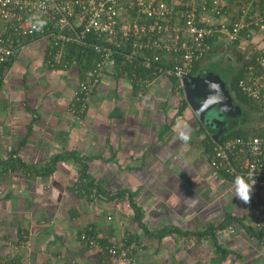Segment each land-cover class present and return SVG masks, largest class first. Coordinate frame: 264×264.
<instances>
[{"label": "crops", "instance_id": "crops-1", "mask_svg": "<svg viewBox=\"0 0 264 264\" xmlns=\"http://www.w3.org/2000/svg\"><path fill=\"white\" fill-rule=\"evenodd\" d=\"M219 43L196 74L218 59ZM45 47V40H31L0 70V262L97 264L100 251L78 238L89 228L102 246L127 249L132 264H264L263 239L244 229L255 210L208 168L213 139L184 88L160 76L136 89L107 69L71 111L81 77L76 63L47 68ZM79 63L87 65L85 57ZM229 80L221 81L232 92ZM249 112L236 125L247 128ZM184 124L187 143L179 138ZM83 180L92 184L89 193L80 188ZM227 215L241 222L215 229V239L203 234ZM218 248L229 251L222 260Z\"/></svg>", "mask_w": 264, "mask_h": 264}, {"label": "built area", "instance_id": "built-area-1", "mask_svg": "<svg viewBox=\"0 0 264 264\" xmlns=\"http://www.w3.org/2000/svg\"><path fill=\"white\" fill-rule=\"evenodd\" d=\"M249 9L243 4L235 12L226 11L221 0H0V66L37 39L46 41L45 62L49 68L67 67L68 61L62 58L67 43L74 42L97 53L93 67L83 70L70 95L71 111L78 105L82 107L107 69L127 76L136 89L149 87L160 76L174 78V87L182 89L193 64L210 51L218 38L226 44L237 41L242 61L250 58L252 49L261 51L258 45H251L249 19L259 30H264V24L259 13H250ZM33 16L46 22L40 30L33 29ZM245 27L249 31L241 38L240 31ZM65 28L68 33L63 32ZM87 33L93 36L87 38ZM255 61L257 64L242 70L236 87L259 104L256 111L262 116L258 117L261 124L264 57L258 55ZM206 160L214 173L228 174L234 180L243 175L249 183L255 181L251 192L255 215L250 225L264 230V217L257 215V211H264V135H236L213 141ZM228 231H232L230 226ZM78 238L85 246L100 251L97 264L133 263L127 249L116 243L102 246L89 228L81 231Z\"/></svg>", "mask_w": 264, "mask_h": 264}, {"label": "trees", "instance_id": "trees-1", "mask_svg": "<svg viewBox=\"0 0 264 264\" xmlns=\"http://www.w3.org/2000/svg\"><path fill=\"white\" fill-rule=\"evenodd\" d=\"M237 1L239 2V0H237ZM247 1L248 0H240L239 3L241 4V3L244 2V3L247 4L248 3ZM235 3H236V1H235ZM232 4H234V1L233 2H229V4H225L224 5V7L226 8V11H229V10L232 11V8H233ZM249 8H250L249 9L250 13H255V12L259 13V15L261 16V21L260 22H262L264 24V0H256V2L254 0L253 6L250 7V4H249ZM68 19L72 22V18L71 17L68 18ZM249 20H250V24H249L248 28H251L252 29V33H253L250 36V40H251L250 42L253 43L255 41L254 40L255 33L258 32L259 29L257 30V28L255 27L253 19H249ZM75 28L78 29L77 26ZM248 28L245 27V28H243V30L240 31L241 38L246 36L247 31H249ZM53 29L55 30V28L52 27V30ZM261 31H262V34H264V30H261ZM63 32L64 33H68L69 30H67L65 28V30H63ZM91 36H93V35H91ZM91 36H89V33L86 34L87 38H90ZM220 41H223L225 43L224 39H222V38L220 39ZM237 43H238L237 41L233 42V43H230V44H226L225 43V46L229 45V46L232 47V49L234 51L236 50L238 52L236 60L241 62V65L238 67V69L235 72H231V75H229L230 76L229 77V79H230L229 80L230 81V90L233 92V95L231 96V100H232L233 104L240 109L241 113H242V107L244 106V107L250 108L249 110L251 112L254 111L255 112V116H257V118L258 117L262 118V116H260L257 113V111H256L257 110L256 108L259 107V104L257 105L251 99L243 96L239 92L238 88L236 87V81L241 76L242 70H246L247 69V65H249V64H252V65L257 64V62L255 61L256 56L262 55L264 57V36L259 40V45L258 46H259V49H261V51L260 50L257 51L256 49H252L251 52H250V58L247 59V61H242V52L240 50H238ZM63 51L64 52H63L62 58L68 61L67 67H69L71 63L75 62L76 66H77L76 68H78V71H79L80 76H81L80 79L82 78L83 70L84 69H89L90 67H93V63L98 58V54L97 53H95L93 51H89L87 49H84V48L80 47L79 45L75 44L74 42L67 43V45H65ZM83 57H85L87 65H81L79 63V62H81V59ZM14 58L15 57H12L11 59L13 60ZM44 60H45V58H44ZM44 64H45V66L47 68H49L46 65V62H44ZM3 65H4V63L0 66V70H1V67H3ZM198 69H199L198 64L194 63L193 67H192V69L190 71V73H191L190 75H195L198 72ZM203 71H209V70L204 69ZM101 76H102V74L100 75V77L98 79V83L100 82ZM168 78H171V77H168ZM171 79H173V83H174L175 79L174 78H171ZM243 117H244V120H247V118L244 115H243ZM249 134L250 135H260V136L264 135V119H263V122L261 124H259V122L257 120L256 121V126L254 125V127L252 129L248 128V127L247 128H244V127H241V126L239 127L238 125H236V127L232 128L230 131H227V133L222 134L221 138H226V137H231V136H236V135L237 136L249 135ZM212 145H213V142L211 143V146ZM60 158H61V156H56L55 158H53L52 160L49 161L50 165L47 167V169H45V173L46 174H48V173H50L52 171L53 163L57 159H60ZM84 169H85V166L81 165L80 174L82 176L84 175V172H85ZM219 174H221V176H223L225 179H227L231 184L233 183L232 180H234V179H232L228 174H225V173H222V172H220ZM80 182H81L80 183V188L83 189L84 192L89 193L90 186L92 185L91 182L86 181V180H83V181H80ZM96 190H98V189H96ZM247 204L251 208H255L254 207V203L251 202V199H250V202L247 203ZM258 214H261L264 217V211H257V215ZM137 220L140 221L139 217H137ZM239 222H241L240 218H238L236 216L227 215V216L224 217V219L219 224L215 225L214 227L207 228L203 234L209 235L212 239H215V237H214L215 229H222L226 225L233 224V223H238L239 224ZM139 225L141 226L142 223L139 222ZM244 229L246 230V232L248 234L257 237L259 240L263 239V241H264V230L263 229H257V228H255V227H253L251 225H244ZM91 232L94 233L92 230H91ZM216 249H217V246L215 247V250ZM218 251H219V258H218L219 260H222L226 256V254L229 252L228 249H226V248H218Z\"/></svg>", "mask_w": 264, "mask_h": 264}, {"label": "water", "instance_id": "water-1", "mask_svg": "<svg viewBox=\"0 0 264 264\" xmlns=\"http://www.w3.org/2000/svg\"><path fill=\"white\" fill-rule=\"evenodd\" d=\"M183 84L188 107L213 141H220L222 134L244 121L240 109L231 100L233 92L212 72L189 75Z\"/></svg>", "mask_w": 264, "mask_h": 264}, {"label": "rangeland", "instance_id": "rangeland-1", "mask_svg": "<svg viewBox=\"0 0 264 264\" xmlns=\"http://www.w3.org/2000/svg\"><path fill=\"white\" fill-rule=\"evenodd\" d=\"M236 1V3H235ZM234 1L233 4V8H240L242 7L243 4L246 3H239L237 0ZM247 5L250 7L253 6L254 4V0H248L247 1ZM256 2V0H255ZM255 9V8H254ZM258 30V29H257ZM264 36V34H262V31L259 30L257 32V34L255 35L254 40H256L258 42L257 45H259V40ZM220 46H222L220 52H218V59L216 58V60L214 61L211 57L212 60H208L206 61V63L204 64V66L211 72L218 74V76L222 77L219 78L221 80H223L224 82H227V79L230 77L229 75H231V72H235L238 67L241 65V62L236 60L237 54L238 52L232 49L231 46H225V43L223 41H220ZM235 59V60H234ZM242 114L247 118L250 117V112L249 110H247L244 106L242 107ZM253 120L250 121L247 125L248 128H253L254 124L256 126V121L258 120L259 122V118H257V116H255V113L253 112ZM260 123V122H259Z\"/></svg>", "mask_w": 264, "mask_h": 264}, {"label": "clouds", "instance_id": "clouds-1", "mask_svg": "<svg viewBox=\"0 0 264 264\" xmlns=\"http://www.w3.org/2000/svg\"><path fill=\"white\" fill-rule=\"evenodd\" d=\"M30 21H35V23L32 24L34 30H40V28L46 23L45 21L40 20L38 16L31 17ZM216 87L218 88V86ZM179 138L184 143H187L190 140L191 132L187 124H184L179 131ZM254 183V180L249 183L243 175H237L233 184L234 196L242 200L244 203H249Z\"/></svg>", "mask_w": 264, "mask_h": 264}, {"label": "flooded vegetation", "instance_id": "flooded-vegetation-1", "mask_svg": "<svg viewBox=\"0 0 264 264\" xmlns=\"http://www.w3.org/2000/svg\"><path fill=\"white\" fill-rule=\"evenodd\" d=\"M227 133V132H226Z\"/></svg>", "mask_w": 264, "mask_h": 264}]
</instances>
